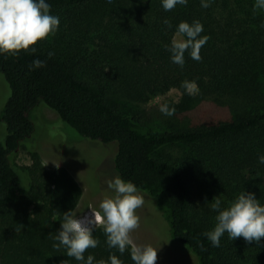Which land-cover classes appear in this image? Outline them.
I'll return each mask as SVG.
<instances>
[{"label":"trees","instance_id":"trees-1","mask_svg":"<svg viewBox=\"0 0 264 264\" xmlns=\"http://www.w3.org/2000/svg\"><path fill=\"white\" fill-rule=\"evenodd\" d=\"M48 2L60 18L56 35L34 55L0 54L9 88L0 114V264H80L55 246L63 214L82 198L79 183L66 169L44 170L36 155L29 168L13 161L35 135L31 115L40 103L81 138L117 144L116 174L155 201L172 239L198 264H264V238L250 244L225 233L212 247L202 235L216 224L214 198L227 207L245 191L264 205V165L257 162L264 154V13L253 10L255 0H214L208 9L188 0L171 11L161 0ZM194 20L209 39L201 61L186 52L179 67L165 46L180 22ZM35 59L45 67L29 70ZM186 81L196 82L195 95ZM172 90L181 93L168 105L174 114L159 111L153 129L147 100ZM93 236L100 243L85 258L97 264L115 255L133 264L130 248L121 255L108 247L102 227Z\"/></svg>","mask_w":264,"mask_h":264},{"label":"clouds","instance_id":"clouds-1","mask_svg":"<svg viewBox=\"0 0 264 264\" xmlns=\"http://www.w3.org/2000/svg\"><path fill=\"white\" fill-rule=\"evenodd\" d=\"M165 11H171L177 6H187L188 0H161ZM201 7L208 9L214 0H200ZM111 4L112 0H107ZM253 10H264V0H255ZM163 24L172 29V24L165 19ZM60 18L51 14L48 0H0V54L9 56L19 55L21 52L34 55L37 45L54 37L59 29ZM264 27V25H261ZM203 24L194 20L180 22L175 28L174 38L166 50L170 53L172 63L179 67L185 64V53L191 59L201 61V48L207 43L208 37L202 36ZM55 53L50 51L48 56ZM45 67L40 59H35L29 65V70ZM185 87L195 90V81H186ZM163 115L171 116L175 109L168 105L160 108ZM258 165H264V154L257 157ZM108 189L113 193L103 199L99 210L93 213L91 219H79L72 211L63 214L60 229L55 239L56 247L66 249L67 256L74 258L80 264H94L95 257L85 252L89 248H96L100 241L93 236L96 226H100L106 236L109 248H115L122 255L126 249H131L133 264H156L158 250L150 245L138 246L131 239V233L139 228L140 217L137 209L141 208L145 200L139 194V189L131 181H125L115 176L107 181ZM211 203V210L217 212L215 227L202 233L212 247H220L221 238L227 233L228 238L234 240L242 237L248 243L260 244L264 238V205L254 193L241 192L227 207H222L217 197ZM97 264H122L115 255L109 260L99 261Z\"/></svg>","mask_w":264,"mask_h":264},{"label":"rangeland","instance_id":"rangeland-1","mask_svg":"<svg viewBox=\"0 0 264 264\" xmlns=\"http://www.w3.org/2000/svg\"><path fill=\"white\" fill-rule=\"evenodd\" d=\"M190 92L195 95L196 89ZM8 94L9 88L0 76V114ZM180 99L181 93L172 90L166 95L147 100V121L153 129L158 130L157 113L160 108L177 103ZM31 118L36 126L35 135L13 155L15 165L32 167L36 155L40 167L48 172L66 169L82 189V198L74 213L79 219H91L93 213L99 210L100 202L113 195L107 187V181L117 176L114 169L117 144L104 145L81 138L44 103L34 109ZM5 134L6 127L0 121V140L4 139ZM139 194L143 196L145 203L137 209L140 226L131 233L134 244L150 245L157 249L156 264H198L196 257L188 249L172 239L169 224L157 209L155 201L146 193L139 191ZM99 227L96 226L95 229Z\"/></svg>","mask_w":264,"mask_h":264}]
</instances>
